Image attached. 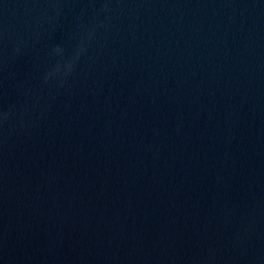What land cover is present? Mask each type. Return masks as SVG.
Returning <instances> with one entry per match:
<instances>
[{
    "label": "water",
    "instance_id": "95a60500",
    "mask_svg": "<svg viewBox=\"0 0 264 264\" xmlns=\"http://www.w3.org/2000/svg\"><path fill=\"white\" fill-rule=\"evenodd\" d=\"M0 264H264V0H0Z\"/></svg>",
    "mask_w": 264,
    "mask_h": 264
},
{
    "label": "clouds",
    "instance_id": "9594fccd",
    "mask_svg": "<svg viewBox=\"0 0 264 264\" xmlns=\"http://www.w3.org/2000/svg\"><path fill=\"white\" fill-rule=\"evenodd\" d=\"M59 51H61V49H60L59 47H57V48L55 49V52H59ZM57 70H58V68H57Z\"/></svg>",
    "mask_w": 264,
    "mask_h": 264
}]
</instances>
